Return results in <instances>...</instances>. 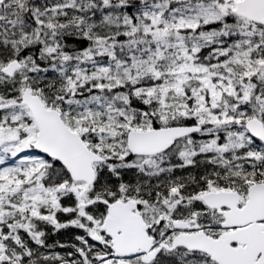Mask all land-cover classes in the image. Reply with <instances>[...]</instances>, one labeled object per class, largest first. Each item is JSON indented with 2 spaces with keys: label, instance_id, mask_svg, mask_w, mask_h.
<instances>
[{
  "label": "snow or ice",
  "instance_id": "obj_1",
  "mask_svg": "<svg viewBox=\"0 0 264 264\" xmlns=\"http://www.w3.org/2000/svg\"><path fill=\"white\" fill-rule=\"evenodd\" d=\"M0 264H264V0H0Z\"/></svg>",
  "mask_w": 264,
  "mask_h": 264
}]
</instances>
